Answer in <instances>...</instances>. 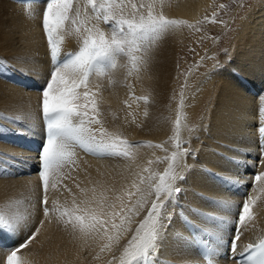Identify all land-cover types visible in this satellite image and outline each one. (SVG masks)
Returning a JSON list of instances; mask_svg holds the SVG:
<instances>
[{
	"label": "bare ground",
	"instance_id": "1",
	"mask_svg": "<svg viewBox=\"0 0 264 264\" xmlns=\"http://www.w3.org/2000/svg\"><path fill=\"white\" fill-rule=\"evenodd\" d=\"M20 1L22 3L17 0H0V59L5 62L4 65L0 64V134L14 140L29 141L38 139L41 134V89L50 78L52 68L47 59V40L42 30L45 0L40 3L35 0ZM209 2L176 0L169 5L168 0H165L162 11L170 19L194 23ZM29 6L34 13L31 17L26 12ZM160 10L158 4L157 11ZM100 27L105 32L109 31V27L102 23ZM182 35V27L165 34L149 50L147 63L140 64L139 71L132 68L126 59L123 65L118 63L120 66L110 72L111 82L109 77H92L93 85L97 82L101 85L97 97L101 112L99 119L109 132L119 133L133 144L144 145L150 141L153 145H164L161 148H132L135 154L133 160H118L95 152L96 155H104V159L92 158L75 146L72 162L62 169L63 178L58 190H49L48 207L51 208V201L56 199L61 206L71 208L74 198L79 203L86 196L91 197L93 188H96L97 194L104 188L113 189L117 193L121 189L132 190L131 184L134 180L138 181L137 174L148 175L142 172L144 167L163 173L168 167L166 159L159 161L161 165L157 169L154 165L160 153L164 155L168 149L170 156L173 151H177L174 147V129L179 110L182 116L179 139L182 147L192 152V156L189 154L182 157L176 167V171H183L181 174L185 177L178 185L188 189L184 191L182 188L177 200L183 198L186 205L185 210L183 206L178 209L174 204L168 205L171 220L164 221L166 235L157 259L161 264H185L189 260L204 264L197 256L195 245L182 222L188 219L193 223H202L208 233L216 234L215 222L206 217H223L228 214L210 201L225 200L242 206L244 196L233 192H236L237 186H244L243 190L247 194L260 195L261 199L253 207L254 220L242 230L240 241L256 237L264 229V193L255 191L258 186L253 177L256 170L257 174L262 170L244 160L251 156L264 163V150L259 148L256 140L259 134L256 122H261L259 116L261 119L264 117L260 111L261 107L264 108V3L252 6V12L241 19L236 33L230 36V50L221 54L218 63L190 85L183 101L179 102V91L173 93V86L177 77L178 56L175 42ZM77 48V38L66 36L61 55L68 51L74 52ZM228 59L230 62L226 63ZM217 66H220L219 70H216ZM7 76L14 77V82ZM26 85L38 87L39 92L29 90V86L27 89L31 92H25ZM142 96L148 97L147 103L136 99ZM194 125L193 134H187L186 126L192 128ZM2 126L4 129H1ZM25 133L28 137L23 136ZM2 150L7 157L14 156L15 159L0 157V173L9 174L6 178L0 175V208H5L13 200H23L24 205L19 210L27 216L18 235L11 237L13 247L24 243L30 234L40 229L34 239L35 246L32 249L23 248L18 253L26 257L29 264H108L115 247L125 240L123 245L126 244L130 239V234L125 235L119 244L113 242L111 251L101 252L105 241L92 237L82 238L70 226L57 223L54 215L45 217L39 205L44 195L39 175L24 176L26 168L32 167L30 159L21 162L23 155L28 153L4 142L0 144ZM9 151L19 154L14 155V152ZM149 160L153 161L151 165L148 164ZM9 164L14 166L13 169H7ZM15 174L20 179H14ZM107 194L110 199L113 198V192ZM151 199L154 197H149L146 207L150 206ZM145 214L142 211L140 216H133V221L138 222ZM236 219V216L230 215L231 223L219 233L224 242L232 237ZM5 234L0 232V237ZM123 245L115 256L117 260H113L112 264H118ZM86 250L89 251V257H85L86 260L79 259ZM8 251L0 248V259Z\"/></svg>",
	"mask_w": 264,
	"mask_h": 264
},
{
	"label": "snow or ice",
	"instance_id": "2",
	"mask_svg": "<svg viewBox=\"0 0 264 264\" xmlns=\"http://www.w3.org/2000/svg\"><path fill=\"white\" fill-rule=\"evenodd\" d=\"M164 2L165 0H82L81 3V0H45L42 15V28L52 64L50 78L41 89V111L46 125V139L40 152L38 173L44 193L41 201L43 212L45 217L54 215L57 223L70 226L82 238L92 237L105 241L101 252L111 251L113 242L119 244L123 236L130 234V239L120 252L118 264H161L157 254L166 235L164 221L171 220L167 208L169 204L176 203L183 191L178 182L185 179L183 174L176 171V167L182 157L190 154L182 147L179 139L182 120L180 111H177L174 129V147L177 151L164 158L168 161V167L163 173L144 167L142 172L148 175L137 174L138 181H133L132 190L121 189L117 193L113 189L104 188L97 194L96 188H93L91 197L86 196L79 203L74 198L71 208L61 206L56 199L51 201L52 207L49 208L48 194L50 189L58 190L63 178L62 169L72 162L75 146L125 160L135 159L132 148L162 147L160 144L153 145L150 141L144 145L133 144L119 133L109 132L99 119L101 112L97 97L101 85L99 82L93 85L92 77H109L111 82L109 74L120 66L118 60L121 57L127 58L132 68L139 71V65L147 63L149 50L165 34L182 26L195 27L185 20L166 17L162 11ZM158 4L160 11H157ZM220 7L225 6L222 4ZM26 12L29 17L34 15L30 6L26 8ZM215 15L213 13L211 22H215ZM208 20V17L204 18L205 22ZM201 22L197 21V24ZM101 23L109 26L108 32L100 27ZM66 36H75L78 48L62 56ZM136 99L148 102L147 96ZM260 111L264 114V108ZM95 125L99 127H94ZM259 132L264 136V124ZM261 148L264 150V141ZM5 159L15 158L5 155ZM152 163L153 161H148L149 165ZM0 175L6 178L9 174L4 172ZM254 183L258 186L255 191L264 193V171L254 176ZM110 191L113 192L112 199L107 194ZM133 197L136 199L133 200ZM149 197L154 199L146 207ZM260 199V195H249L242 206L225 200L210 201L228 215L206 217L215 222L214 227L217 229L216 234L205 232L204 235L210 239L201 241L204 249L202 258L206 264H214L212 258L218 255L219 248L224 245L223 236L219 233L231 223L230 215L237 217L234 229L236 235L227 243L231 244L232 253H236L242 230L254 220L253 207ZM23 205V200H13L5 208H0V232L18 235L27 220L25 213L19 210ZM142 211L146 214L138 222H134L133 216H140ZM43 223L42 221L41 224ZM39 231L37 228L27 241L11 248L0 259V264H29L28 259L18 253L36 238ZM245 252L250 253L245 258L246 264H264V239L256 244L249 243ZM233 258L236 259V264H242L235 255ZM113 260H117V257L113 256L108 264H112ZM185 264L197 262L189 260Z\"/></svg>",
	"mask_w": 264,
	"mask_h": 264
},
{
	"label": "rangeland",
	"instance_id": "3",
	"mask_svg": "<svg viewBox=\"0 0 264 264\" xmlns=\"http://www.w3.org/2000/svg\"><path fill=\"white\" fill-rule=\"evenodd\" d=\"M175 1L176 0H168V3L169 5H172L174 4ZM259 3H264V0H210L209 4L204 6L205 9L200 14V17L198 19V21H202L201 23L197 24V22L192 23L191 21L189 22L188 20H186L189 24H192L195 27L189 28L186 26H182L183 35L182 37H180V39H177V41L175 42L177 44L176 51L178 53V56H177V61H176L177 77L175 79V85L173 86V93L179 91L178 93L179 94L178 96L180 98V101L178 100L179 102L183 101L185 93L189 91L190 85L198 77L200 78L203 74L207 73L209 68H211L213 65H216L218 63L217 60H219V57L221 54H224L230 50L231 48V45L229 44L231 40L230 36L236 33L237 27L239 26L241 19L246 17L252 12V6L257 5ZM222 4L225 7L221 8L220 5ZM213 13L216 14L215 22H211L213 18ZM205 17L209 18V20L206 22L204 21ZM197 28L199 29L198 31L196 30ZM126 59L127 58L125 57H121L118 60V63L123 65L126 62ZM229 62L230 60L228 59L226 63H229ZM0 64L4 65L5 62L0 59ZM219 69H220V66H217L216 70H219ZM17 89H20V88H17ZM24 91L31 92L29 90H24ZM198 120H199V117H198ZM195 127L196 125H194L192 128L189 126H186L185 131L187 132V134L188 133L193 134ZM1 129H4L3 126ZM6 130L8 131L9 129H6ZM23 136L28 137L27 133L23 134ZM206 136H207V133H206ZM202 143L203 142H201V146H202ZM159 144L164 145L161 143ZM15 148L21 152L25 151L24 149H21L19 147H15ZM168 151L169 150L167 149V152ZM9 152L13 153L14 151H9ZM167 152L164 153V155L160 153V155L158 156V158H160L159 161H163L164 158L168 156ZM17 153L19 154V152H16V153L14 152L13 154L15 155ZM189 153H190V156H192L191 155L192 152L190 150H189ZM0 157H5V156L0 155ZM23 157L24 158H21V162L22 161L25 162L30 159L28 158L29 154H24ZM193 157H195V155ZM101 159H104V158H101ZM244 160L248 163L251 162L253 166L256 165L257 169L261 168L262 171L264 170V163H260V160H257L251 156L248 158H245ZM159 161H157L154 165L156 169L160 167L161 165ZM193 166L194 165H189L188 167H193ZM9 168L10 166H7V169ZM11 169H13V167H11ZM14 179H20V176L19 175L17 176V174H15ZM241 182H243V180H241ZM241 185L243 186V184ZM178 186L180 188H184V191L188 190L183 185L182 186L178 185ZM241 188L245 189L244 186ZM181 200H183V198ZM40 204H41V201H40ZM40 211L41 213H44L41 205H40ZM167 212L169 213L168 210ZM125 241L123 243H125ZM123 243H120L119 246L115 247V252L112 253L111 260H112V257L116 256L117 253L120 251ZM34 246H35L34 240H32L27 245L28 249H32ZM85 257H89V251L87 250L84 251V253L79 259L86 260Z\"/></svg>",
	"mask_w": 264,
	"mask_h": 264
}]
</instances>
